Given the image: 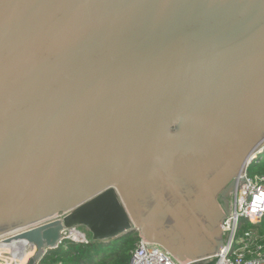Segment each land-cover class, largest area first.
<instances>
[{"label": "water", "instance_id": "1", "mask_svg": "<svg viewBox=\"0 0 264 264\" xmlns=\"http://www.w3.org/2000/svg\"><path fill=\"white\" fill-rule=\"evenodd\" d=\"M222 139L240 174L264 143V0H0V220L33 214L0 244H34L27 264L81 227L212 264L226 215L213 231L162 192L189 205L172 156Z\"/></svg>", "mask_w": 264, "mask_h": 264}, {"label": "built area", "instance_id": "2", "mask_svg": "<svg viewBox=\"0 0 264 264\" xmlns=\"http://www.w3.org/2000/svg\"><path fill=\"white\" fill-rule=\"evenodd\" d=\"M261 146L256 154H252V161L264 151V143ZM251 162H246L245 171L240 174L241 183L230 198L229 208L222 223L224 246L221 252L204 256L197 261L212 260V264H264V253L248 255L253 252L251 234L239 235V228L244 219H261L264 216V176H250L248 168ZM13 232L16 230L1 234L0 239ZM63 238L76 242H89L92 239L81 233L80 228L66 230ZM35 251V245L27 241L0 244V264H21L23 258L28 262ZM194 262L196 261L180 260L161 244L141 237L130 264H193Z\"/></svg>", "mask_w": 264, "mask_h": 264}, {"label": "flooded vegetation", "instance_id": "3", "mask_svg": "<svg viewBox=\"0 0 264 264\" xmlns=\"http://www.w3.org/2000/svg\"><path fill=\"white\" fill-rule=\"evenodd\" d=\"M258 125L262 127V121H260V119L258 121ZM173 131H179L178 127H174ZM234 133L235 129L232 134ZM246 135L247 134H244L243 136L238 135L239 138L237 145H240L243 142L242 139L251 137L250 134ZM240 140L242 141L239 142ZM227 142L228 140L224 142L222 139L221 141H218L216 147L213 146L206 150L203 147H200L199 149H196L192 153H187L186 155L172 156V160L170 161V166L172 167L171 175L174 177L178 188L190 206L182 201L179 194L171 188L169 184L166 183V186H164V192H162L164 195L163 197L166 198L172 205L176 207L179 204L182 207V209L176 208V211L178 214L183 211L184 213L182 216L186 219V221H191L192 218L194 219V211L205 224L209 223L212 225L213 231L221 226V222L225 214V210L220 203L221 195L224 196L223 193L227 190V192L230 193V201L233 193L241 183L240 172L243 169L242 165L244 155L241 153L239 156H235L231 153L229 148L226 146ZM235 142H237V139ZM234 148H237L238 150V146ZM222 170L224 171L225 181L223 183L219 182L212 184L211 179L213 176L220 173ZM152 190L153 189L150 188L151 197L148 199L152 198L154 201V197L157 193H159L160 188H157V191L155 192H152ZM199 199H201V201L196 203ZM203 206L206 209L208 208L209 212H212L210 217H208V215L206 216V214L204 215L203 211L201 212V208ZM32 215L33 214H21L13 216L11 219L0 220V228L23 222ZM164 216L165 220L167 219L169 224L174 222L171 214H165Z\"/></svg>", "mask_w": 264, "mask_h": 264}, {"label": "trees", "instance_id": "4", "mask_svg": "<svg viewBox=\"0 0 264 264\" xmlns=\"http://www.w3.org/2000/svg\"><path fill=\"white\" fill-rule=\"evenodd\" d=\"M250 176H264V152L252 161ZM3 228V227H2ZM252 237V253H264V216L261 219H244L239 235ZM141 240L138 231H131L108 241L76 242L64 239L54 249H50L39 264H130L132 256Z\"/></svg>", "mask_w": 264, "mask_h": 264}, {"label": "rangeland", "instance_id": "5", "mask_svg": "<svg viewBox=\"0 0 264 264\" xmlns=\"http://www.w3.org/2000/svg\"><path fill=\"white\" fill-rule=\"evenodd\" d=\"M264 152V151H263ZM262 152V153H263ZM260 153V154H262ZM259 154V155H260ZM80 232L83 233L84 235L88 236L89 238H91V233L86 229V228H80ZM23 263V262H22ZM23 264H27V261H25Z\"/></svg>", "mask_w": 264, "mask_h": 264}, {"label": "bare ground", "instance_id": "6", "mask_svg": "<svg viewBox=\"0 0 264 264\" xmlns=\"http://www.w3.org/2000/svg\"><path fill=\"white\" fill-rule=\"evenodd\" d=\"M24 259H25V258L21 259L23 263H24V261H25ZM22 262H21V264H23Z\"/></svg>", "mask_w": 264, "mask_h": 264}]
</instances>
